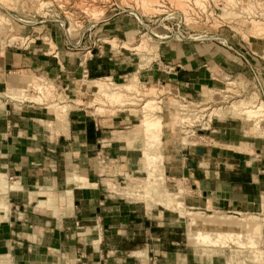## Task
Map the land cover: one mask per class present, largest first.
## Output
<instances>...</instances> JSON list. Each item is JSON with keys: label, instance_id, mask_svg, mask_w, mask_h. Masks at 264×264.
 Returning a JSON list of instances; mask_svg holds the SVG:
<instances>
[{"label": "rangeland", "instance_id": "1", "mask_svg": "<svg viewBox=\"0 0 264 264\" xmlns=\"http://www.w3.org/2000/svg\"><path fill=\"white\" fill-rule=\"evenodd\" d=\"M61 1L0 0L1 57L5 58L7 51L24 53L34 42L44 47L45 53L63 49V55H77L70 73L9 68L1 79L5 90L1 98L12 105L11 110L26 107L36 113L32 117L42 119L38 123L41 130H47V136L56 126L65 129L74 113L104 120L108 133L103 149L91 161L88 171L73 169L71 173L79 171L87 176L88 172L92 178L96 175L94 182H101L109 196L143 203L152 218L165 214L171 225L166 236V248L171 254L167 262L161 263L153 255L148 264H255V256L241 242H246L245 238L238 243L235 236L228 235L217 247L199 241L189 245L188 217L180 214V208L197 219L196 223L206 217L204 211L192 205L197 196L186 175L182 152L194 143H210L202 135H208L213 125L231 124L242 129L244 140L264 141V136L255 131L254 120L242 114L247 103L264 105V27L253 28L251 16L246 14L252 12L255 19L264 23V0H200L199 6L181 0H151L148 7L142 4L143 0ZM229 12L241 13L242 17ZM124 44L130 49H123ZM106 45L118 51L129 68L120 77L94 79L80 64H85L87 50ZM139 46L140 50H132ZM177 54L193 60L194 65L200 63L201 77L193 90L174 82L180 67L172 63L171 57ZM100 80L113 85L109 97L86 91L82 86ZM43 83L46 89L40 90ZM128 86L135 88L128 91ZM151 102H158L164 111L153 108ZM237 102L244 103V107L232 111L230 106ZM181 105L190 107L182 112ZM169 112L180 119L187 116L190 123L179 122L172 129ZM156 115L167 123L164 145L146 132L147 116L152 119ZM0 176L7 182L6 176ZM74 177L69 180L82 181ZM131 183L135 191L127 193L123 188ZM6 190L1 189L0 193ZM258 210L257 205L249 212ZM225 213L220 214L229 215ZM211 227L218 226L212 223ZM262 242L256 252L264 251V233Z\"/></svg>", "mask_w": 264, "mask_h": 264}, {"label": "crops", "instance_id": "2", "mask_svg": "<svg viewBox=\"0 0 264 264\" xmlns=\"http://www.w3.org/2000/svg\"><path fill=\"white\" fill-rule=\"evenodd\" d=\"M91 49L84 67L92 78L120 77L129 68L107 45ZM25 50L0 54V174L16 188L0 193V257L15 264H148L153 255L160 263L167 260L171 225L165 214L152 218L143 203L109 196L101 182H94L96 175L79 174L103 149L104 120L74 113L65 129L56 126L47 136L38 123L42 119L32 117L36 113L11 110L1 98V79L9 68L69 72L77 58L63 55V49L47 54L36 42ZM171 60L180 67L174 82L193 90L200 63L182 54ZM241 130L213 125L202 135L210 143H194L182 152L198 209L211 202L216 211L245 213L264 197V141L244 140ZM76 175L87 183L69 180ZM66 192L68 204L62 200Z\"/></svg>", "mask_w": 264, "mask_h": 264}, {"label": "bare ground", "instance_id": "3", "mask_svg": "<svg viewBox=\"0 0 264 264\" xmlns=\"http://www.w3.org/2000/svg\"><path fill=\"white\" fill-rule=\"evenodd\" d=\"M61 1V0H59ZM63 1V0H62ZM61 1V3H62ZM96 3L97 1L101 0H94ZM109 1V0H106ZM142 1V0H141ZM182 2L186 3H192L194 2L195 5L199 6L200 5V0H181ZM66 2V1H65ZM69 2V1H68ZM92 2V1H91ZM143 5L145 7L151 6V0H143L142 1ZM158 2V1H157ZM179 2V1H178ZM70 3V2H69ZM104 3V0H103ZM141 3V2H140ZM188 3V4H189ZM59 4V3H58ZM67 4V3H66ZM173 4V3H172ZM94 5V3H93ZM160 5V4H159ZM66 6V5H65ZM72 6V5H71ZM88 6V5H87ZM260 6V5H259ZM67 7V6H66ZM143 7V6H142ZM144 7V8H145ZM159 8V6L154 5L153 8ZM186 6H184V10H186L185 8ZM188 7V6H187ZM73 8V7H72ZM81 8V7H79ZM95 8V7H94ZM165 8V7H163ZM74 9V8H73ZM160 9V8H159ZM245 9V8H244ZM252 9V8H251ZM154 10V9H153ZM157 10V9H156ZM250 10V9H249ZM253 10V9H252ZM252 10H250L249 12H251ZM146 11V10H145ZM149 11V10H148ZM159 12H162L160 10H158ZM189 11H192V9ZM262 11V10H261ZM157 12V11H156ZM158 12V13H159ZM243 12V11H242ZM72 13V12H71ZM83 13V12H82ZM189 13V12H188ZM231 14V12H229ZM245 13V12H244ZM255 13V11H254ZM228 14V15H230ZM242 15L241 13L238 14H231V15ZM249 16H251V18L249 19L250 24L254 27H256L257 29H259V27H264V23H261V21H258L257 19H255V14L251 13H246ZM244 14V15H246ZM88 15V14H87ZM239 16V18H241ZM254 16V17H253ZM75 17V16H74ZM259 18V17H258ZM5 25V24H4ZM10 29V28H9ZM255 30V29H254ZM7 32V31H6ZM9 32V31H8ZM256 37V36H255ZM16 38V37H15ZM47 39V38H45ZM33 41V40H32ZM111 41V40H110ZM14 42V41H13ZM22 42V41H21ZM30 42V41H29ZM38 42V41H37ZM45 42V41H44ZM113 42V41H112ZM49 43V42H48ZM111 43V42H109ZM46 44V43H45ZM52 44V43H49ZM50 46V45H49ZM130 46L127 44H124V46L122 47L123 49H130ZM141 46L132 49L133 51H137L140 50ZM142 51V50H141ZM52 52V51H51ZM49 53V52H48ZM47 53V54H48ZM57 54V53H56ZM89 54V53H88ZM52 55V54H51ZM49 56V55H48ZM56 56V55H55ZM86 57V56H85ZM84 62V61H83ZM82 62V64H80V67L84 66V63ZM137 84V83H136ZM110 85V86H109ZM232 85V84H231ZM39 86V85H38ZM46 83H43L42 85L39 86L40 90L46 89ZM84 86L86 91L89 92H96V93H103L104 96L109 97L110 91L112 90L111 86H113L112 84H106L104 81L100 80L99 82H95L92 81L90 85H82ZM132 86H128L126 89H128V91L131 89ZM132 88H135L134 86ZM119 90V93L121 94H125L124 91H121V89H117ZM230 92V91H229ZM228 92V93H229ZM119 93H117V95H119ZM23 96V95H22ZM20 97V95H19ZM10 99H17V97H9ZM127 98V97H126ZM30 99V98H29ZM33 99V98H32ZM38 100V99H37ZM131 99L128 98L127 101L130 102ZM40 102V101H39ZM44 102V101H43ZM126 102V101H125ZM167 102V101H166ZM169 102V101H168ZM251 102V101H250ZM253 102V101H252ZM251 102V103H252ZM42 103V102H41ZM133 103V102H132ZM150 103V102H149ZM148 103V104H149ZM152 105L154 106L153 108H155L156 110L163 112L164 109L163 107L158 105V102H151ZM161 103V99L160 102ZM246 103V102H245ZM148 104L144 107V109L148 106ZM171 104V103H170ZM244 104V103H243ZM243 104L241 102H237V103H233L230 108H232L233 110H236V108H238L240 106V108L243 106ZM175 105V104H174ZM249 106V103H247L246 106ZM253 105V104H252ZM243 106V107H244ZM244 108V110L242 109V114L244 116H247L248 119L254 120L255 122V131L264 136V128L262 126V123L264 122V116L262 115V112L264 111V105L261 106H250L249 107ZM179 107V106H178ZM190 106H186V105H181V110L182 112H187L188 108ZM65 108V107H64ZM179 111V110H178ZM204 111V110H201ZM241 112V111H240ZM170 113V112H169ZM168 113V114H169ZM213 113L210 115L212 116ZM184 116V115H183ZM191 117V116H190ZM195 119L196 116L194 115ZM152 119L148 118L147 116V126H146V132L150 133L151 136H154V138H157L158 140H160L162 142V144L164 145V141H163V134H164V129L166 128L165 126L167 125L165 118H163L160 115H156L154 118L151 117ZM170 118L172 120V129L175 127H177L176 125L180 122H188L191 119H184L183 118H179L178 116L174 115L173 113H170ZM189 118V117H188ZM222 118V117H221ZM198 119V118H197ZM200 119V118H199ZM195 121V120H194ZM190 123V122H188ZM187 123V124H188ZM170 125V124H169ZM171 128V126H169ZM168 127V128H169ZM171 132L174 130H170ZM172 132V133H173ZM249 132V131H248ZM193 133V132H192ZM256 133V134H257ZM175 134V133H174ZM188 134V133H187ZM190 134V133H189ZM264 138V137H263ZM251 153V152H250ZM78 178L74 177L75 180L80 179L82 180V182H87L86 178L77 176ZM88 179V178H87ZM135 186H133V184H129V186L127 188H123L127 191V193H130L131 191H135ZM1 189H7V190H14L15 185H7V182L0 176V190ZM125 191V192H126ZM132 193V192H131ZM70 196L69 193L66 192L65 198H63L62 200L64 201V203H67V199ZM203 198V197H202ZM207 203V202H206ZM68 204V203H67ZM209 205V206H208ZM214 204H211V202H209V204H207L208 209L205 210H201V209H196V210H201L204 211V213L206 214V217L204 219H202L200 221V223H196L197 219H195L194 217L191 218L189 216V214L186 213V209L185 208H180V214L184 215L187 218V228H188V232H187V240L189 242V245H194L195 243L202 242V243H207L212 245L213 247H217L218 245L224 243V239H226V237L229 236H235L236 237V242L240 243V238L242 239H246L245 241H241L243 245H245L249 252L251 254H253L255 256V264H264V251H255L257 250V248L259 246H261L263 244V233H264V200H261L260 203L258 204L259 210L258 212L254 211V212H236V211H230V212H226L229 215H221L220 211H216L214 209V207L212 206ZM188 208H192V207H188ZM225 213V214H226ZM223 214V213H222ZM214 223L216 224L218 227L217 229H214L211 227V224ZM214 229V238H212V232ZM256 252V254H255ZM135 254V253H134ZM139 255V253L137 254ZM143 255V254H141ZM239 254L237 253V256ZM140 256V255H139ZM0 264H14V262L11 260V258H3L0 257Z\"/></svg>", "mask_w": 264, "mask_h": 264}]
</instances>
